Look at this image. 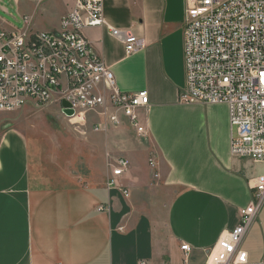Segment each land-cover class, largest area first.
<instances>
[{
  "label": "crops",
  "instance_id": "crops-1",
  "mask_svg": "<svg viewBox=\"0 0 264 264\" xmlns=\"http://www.w3.org/2000/svg\"><path fill=\"white\" fill-rule=\"evenodd\" d=\"M102 11L103 27L84 36L121 91L147 93V136L125 125L94 132L92 123L41 139L24 124L25 108L1 117L0 264H204L264 175L230 154L226 105L179 102L184 0H102ZM108 27L130 30L142 50L126 55ZM132 135L137 142L125 145ZM120 158L129 169L108 187L107 164ZM241 249L246 264H264V204Z\"/></svg>",
  "mask_w": 264,
  "mask_h": 264
},
{
  "label": "built area",
  "instance_id": "built-area-1",
  "mask_svg": "<svg viewBox=\"0 0 264 264\" xmlns=\"http://www.w3.org/2000/svg\"><path fill=\"white\" fill-rule=\"evenodd\" d=\"M30 1L40 5L48 0ZM103 25L102 0H74L55 32L36 31L26 18L21 29L0 30V112L57 104L74 124L99 118L94 132L125 125L146 137L139 112L148 109L147 93L121 91L84 36L85 29ZM108 30L123 42L126 55L142 50V41L130 30ZM183 63L179 102L226 105L230 154L264 164V0H184ZM62 102L68 107L62 108ZM107 166V185L117 187L129 164L120 158ZM149 166L154 167L152 160ZM250 189L237 226L207 252L204 264H246L241 245L264 204V175ZM180 250L190 248L181 245Z\"/></svg>",
  "mask_w": 264,
  "mask_h": 264
},
{
  "label": "rangeland",
  "instance_id": "rangeland-1",
  "mask_svg": "<svg viewBox=\"0 0 264 264\" xmlns=\"http://www.w3.org/2000/svg\"><path fill=\"white\" fill-rule=\"evenodd\" d=\"M70 1L71 0H48L40 5H36L27 0H0V29H21L22 19L26 18L36 30H54L57 26L59 16L67 10ZM58 108L55 106L46 110L28 105L23 110V114L27 112L25 114V117H27L24 119V124H27L33 132L41 135V139H44L45 135L52 136L55 131L68 128L87 131L90 129L92 123H94V126L95 123L100 121L99 118L88 117L85 125H77L64 118L60 108ZM16 112H18V110L10 113H0V118L15 116ZM135 141L137 142V138L135 135H132L131 137L128 136L123 143L125 145H132ZM150 158H152V156L149 157L148 154L146 156V161ZM258 165V168L264 171V164Z\"/></svg>",
  "mask_w": 264,
  "mask_h": 264
},
{
  "label": "water",
  "instance_id": "water-1",
  "mask_svg": "<svg viewBox=\"0 0 264 264\" xmlns=\"http://www.w3.org/2000/svg\"><path fill=\"white\" fill-rule=\"evenodd\" d=\"M61 106H62V108H67L68 104H66L65 102H62ZM63 114H65L67 116H71L73 114V112L71 110H63Z\"/></svg>",
  "mask_w": 264,
  "mask_h": 264
}]
</instances>
